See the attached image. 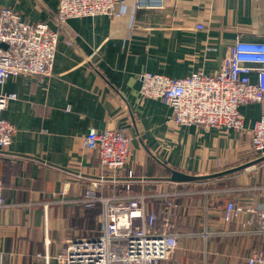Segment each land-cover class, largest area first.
Listing matches in <instances>:
<instances>
[{"label": "crops", "instance_id": "0c3cea01", "mask_svg": "<svg viewBox=\"0 0 264 264\" xmlns=\"http://www.w3.org/2000/svg\"><path fill=\"white\" fill-rule=\"evenodd\" d=\"M135 1L122 0L118 16L73 17L57 26L58 0H0L23 20L46 22L58 33L49 76L12 75L0 88L15 94L2 111L15 127L10 145L0 150L5 264H62L68 240L99 235L103 204L79 201L89 188L100 196L144 194L149 212L170 200L171 211L157 226L167 216L200 264H244L264 248L258 236L236 233L245 220L257 222V213L227 223L220 216L228 201L264 204V159L219 176L169 179L172 169L202 176L260 157L250 131L177 127L167 104L138 93L144 72L215 73L236 36L264 40V0H164L157 8H137ZM261 110L260 103L239 106L248 128ZM89 128L122 130L130 138L122 169L102 167L97 152L84 146Z\"/></svg>", "mask_w": 264, "mask_h": 264}, {"label": "built area", "instance_id": "2783aa9c", "mask_svg": "<svg viewBox=\"0 0 264 264\" xmlns=\"http://www.w3.org/2000/svg\"><path fill=\"white\" fill-rule=\"evenodd\" d=\"M121 1L58 0L56 25L61 26L73 17L118 16L116 7ZM163 1L136 0L135 6L157 8ZM196 28L203 29V24H196ZM57 37V31L46 22H27L12 8L0 5V88L12 75L49 76ZM139 80L140 97L157 98L167 104L177 127L200 125L239 134L249 130L253 153L264 156V40H243L236 36L226 46L215 73L195 71L183 77H169L144 72ZM14 98V93L0 90V150L10 145L15 133V127L2 117L7 103ZM248 103L262 106L259 118L250 128L239 111L240 105ZM83 143L97 152L102 167L113 171L124 167L130 153V138L122 130L89 128ZM90 184L94 187L98 183ZM3 187L0 179V207L4 206ZM126 188L129 189L128 184ZM79 201L85 207L96 201L103 204L101 233L68 240L59 255L62 264H156L178 245L179 235L171 229L174 226L167 216L157 226V218L171 211L170 200L160 212H149L144 194L100 196L89 188ZM246 212L257 213L258 221L245 220L236 233L245 239L258 236L264 242V204L246 207L232 200L220 207V216L226 223ZM0 264L5 263L0 259ZM244 264H264V248L252 251Z\"/></svg>", "mask_w": 264, "mask_h": 264}, {"label": "rangeland", "instance_id": "374dc122", "mask_svg": "<svg viewBox=\"0 0 264 264\" xmlns=\"http://www.w3.org/2000/svg\"><path fill=\"white\" fill-rule=\"evenodd\" d=\"M186 240L187 239L180 237L177 247L159 264H200V261L187 253L188 251L185 248L189 246H186V243H182L183 241L186 242Z\"/></svg>", "mask_w": 264, "mask_h": 264}, {"label": "water", "instance_id": "95a60500", "mask_svg": "<svg viewBox=\"0 0 264 264\" xmlns=\"http://www.w3.org/2000/svg\"><path fill=\"white\" fill-rule=\"evenodd\" d=\"M262 159H264V156L257 157L256 159H254V160H252V161H250L248 163L239 165L237 167H233V168L226 169V170H223V171H220V172H216V173L208 174V175H202V176L186 174V173L181 172L179 170L172 169L170 171L169 179L172 180V181H192V180L201 179V178L219 176V175L227 174V173L233 172L235 170H239L241 168L247 167V166H249L251 164H254L256 162L261 161Z\"/></svg>", "mask_w": 264, "mask_h": 264}]
</instances>
